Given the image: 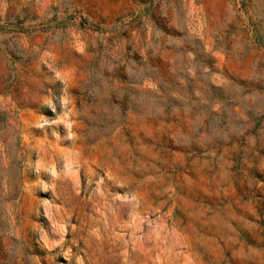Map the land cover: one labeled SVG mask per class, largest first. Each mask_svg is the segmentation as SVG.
I'll return each mask as SVG.
<instances>
[{"label":"rangeland","instance_id":"obj_1","mask_svg":"<svg viewBox=\"0 0 264 264\" xmlns=\"http://www.w3.org/2000/svg\"><path fill=\"white\" fill-rule=\"evenodd\" d=\"M0 264H264V0H0Z\"/></svg>","mask_w":264,"mask_h":264}]
</instances>
